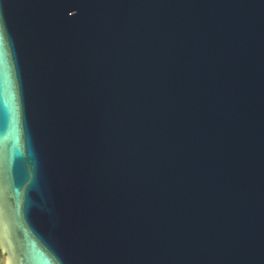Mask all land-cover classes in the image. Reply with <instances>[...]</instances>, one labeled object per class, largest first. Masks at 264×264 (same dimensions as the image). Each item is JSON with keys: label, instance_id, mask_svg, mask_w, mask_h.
Wrapping results in <instances>:
<instances>
[{"label": "water", "instance_id": "water-1", "mask_svg": "<svg viewBox=\"0 0 264 264\" xmlns=\"http://www.w3.org/2000/svg\"><path fill=\"white\" fill-rule=\"evenodd\" d=\"M0 264H264V0H0Z\"/></svg>", "mask_w": 264, "mask_h": 264}]
</instances>
